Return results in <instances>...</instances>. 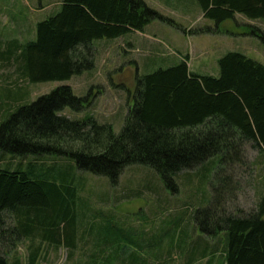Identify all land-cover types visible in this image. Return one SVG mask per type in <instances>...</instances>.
<instances>
[{
  "label": "trees",
  "instance_id": "16d2710c",
  "mask_svg": "<svg viewBox=\"0 0 264 264\" xmlns=\"http://www.w3.org/2000/svg\"><path fill=\"white\" fill-rule=\"evenodd\" d=\"M196 1L203 17L215 25L236 14L264 19V0ZM156 18L164 19L144 0H61L36 23L33 39L6 41L0 60L14 64L16 79L67 80L94 68V40L143 31ZM258 36L264 43V36ZM217 62V75L189 70L187 56L137 75L133 104L118 133L92 116L78 120L61 114L64 106L79 109L86 99L69 86H59L31 104L18 105L21 96L6 108L0 103V113L7 115L0 122V264H21L13 253L23 240L26 264H36L48 247L64 246L71 255L78 242L90 249L88 264H147L132 252L129 261L119 258L117 228L110 220L101 224L97 218L103 215L80 199L74 172L73 177L59 164L39 162L45 152L68 158L79 170L106 176L111 183L127 165H149L173 191L182 171L211 169L212 156L222 153L219 158L228 161L218 162L223 166L209 182L210 201L193 214L195 227L210 236L223 232V264H264V190L248 210H228L224 204L230 179L225 164L236 151L235 135L264 150V65L233 50ZM56 91L68 97L56 99ZM28 155L32 158L23 159ZM195 242L197 247L189 250L201 258L213 256L218 248L208 246L201 236ZM205 264H213L212 257Z\"/></svg>",
  "mask_w": 264,
  "mask_h": 264
},
{
  "label": "rangeland",
  "instance_id": "374dc122",
  "mask_svg": "<svg viewBox=\"0 0 264 264\" xmlns=\"http://www.w3.org/2000/svg\"><path fill=\"white\" fill-rule=\"evenodd\" d=\"M60 1L0 0V49H4L6 41L10 39L20 42L33 39L36 23L54 12ZM144 1L164 19L150 21L145 25L143 34L134 36V33L129 32L117 38L94 40V68L75 74L67 80L28 82L16 79L14 64H4L0 60V103L6 108L21 96L18 105L31 104L42 96L50 95L59 86H69L74 95L86 99L79 109L70 105L64 106L61 114L78 120L92 116L99 122L111 124L113 131L118 133L128 108L133 104L131 95L135 88V79L133 80L132 70L119 74L117 70L120 68L116 67L124 59L134 57L143 60L146 57V53L139 50L125 53L124 44L127 40L139 42L146 39L156 42L158 47L147 58L162 64L171 62L169 60L173 62V58L176 63L172 51L179 52L183 57H188L189 70L200 74L217 75L218 58L230 50L243 52L264 65V43L258 36H264V19H248L236 14L232 19L215 25L214 21L203 17L196 0ZM204 28H209L210 31L190 32ZM163 66L169 67L159 65ZM157 68L140 71L139 75ZM114 82L117 87L111 85ZM8 93L12 95L9 97ZM53 96L56 99L68 97L65 91H56ZM6 117V112L1 111L0 122ZM233 142L236 151L231 153L230 150V162L225 164V173L230 179L227 180L229 191L224 204L228 210H248L264 190V150L252 147L249 140L237 134ZM31 156L23 159H30ZM220 156H223L222 153L212 156L211 169L198 166L182 171L175 179L176 191L166 187L156 170L149 165H127L117 176L116 182L111 183L106 176L79 170L68 158H56L54 154L47 152L38 158L45 165L59 164L65 167L73 177V172L75 173L80 199L90 202L91 207L103 215L102 220L97 218L101 224L110 220L117 228L119 240L116 243L117 246L119 244L121 253L119 258L129 261V253L132 252L147 264H184L186 261H191V264H205L208 257H212L213 264H223V232L215 236L205 235L195 227L193 219L195 210L206 206L210 201L209 182L214 180L217 173L215 171L228 161L227 158L220 159ZM219 161L223 164L218 163ZM216 163L218 164L213 170ZM82 229L80 227L78 232ZM199 236L208 246L216 244L218 248L213 256L207 254L201 258L198 254L192 255V249L189 248L196 246L198 242H192ZM187 240L188 250L183 251ZM89 252L87 243L81 242H78L71 255H68L64 246L58 249L48 247L36 264H88ZM13 255L19 257L21 264H26L27 241L18 243ZM9 257V261H12V255Z\"/></svg>",
  "mask_w": 264,
  "mask_h": 264
},
{
  "label": "crops",
  "instance_id": "0c3cea01",
  "mask_svg": "<svg viewBox=\"0 0 264 264\" xmlns=\"http://www.w3.org/2000/svg\"><path fill=\"white\" fill-rule=\"evenodd\" d=\"M143 31L129 30L128 32L125 33V35H127V33L131 32V33H134V36H136V34H143L142 33ZM151 40H153V39H151ZM137 42L138 41H136V40H133V41L127 40V42L124 44V46L126 47L125 53L128 54V53H132L133 50H135V51L139 50V51H144L146 53V55H145L146 57L143 60L135 59L134 57H131L130 59L128 58L129 60L124 59L121 61V63L118 62L119 65L116 68H118V67L120 68L117 70L119 72V74L121 72H124V71L130 72L132 70L133 71V80H134L136 78V76L139 75L140 71H148V70H151L153 68L159 67V65H168V66L174 65V64H171V65L169 64V63H175L174 58H173V62H172V60H169L171 62L166 61L167 64H162L158 61H154V60L147 58V55H150L152 53L153 49L157 46L156 42L146 41V39L145 40L142 39V41H139L138 42L139 44ZM172 52H173V55L175 54L174 56H175V60L177 61L176 63L180 62L183 59V56L181 53H179V52L176 53L175 51H172ZM163 67H167V66H163ZM198 74H200V73H198ZM113 84H111V85L114 87L118 86L116 84V82H114ZM128 110H129V108H128Z\"/></svg>",
  "mask_w": 264,
  "mask_h": 264
}]
</instances>
